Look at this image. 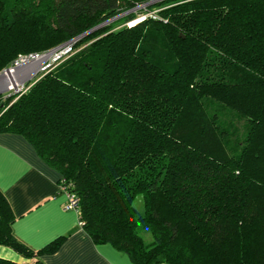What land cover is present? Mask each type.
Masks as SVG:
<instances>
[{
    "label": "trees",
    "instance_id": "obj_1",
    "mask_svg": "<svg viewBox=\"0 0 264 264\" xmlns=\"http://www.w3.org/2000/svg\"><path fill=\"white\" fill-rule=\"evenodd\" d=\"M147 1L0 0V71L73 42L0 108V133L24 136L93 241L133 264H264V0H159L127 25ZM17 218L0 188V245L24 258L0 264H46L67 236L31 248Z\"/></svg>",
    "mask_w": 264,
    "mask_h": 264
},
{
    "label": "crops",
    "instance_id": "obj_2",
    "mask_svg": "<svg viewBox=\"0 0 264 264\" xmlns=\"http://www.w3.org/2000/svg\"><path fill=\"white\" fill-rule=\"evenodd\" d=\"M60 177L24 136L0 133V188L18 216L13 230L22 242L40 249L66 235L56 252L40 256L46 264H133L111 244H96L78 212L65 209L67 196L60 192ZM0 256L24 260L3 245Z\"/></svg>",
    "mask_w": 264,
    "mask_h": 264
},
{
    "label": "built area",
    "instance_id": "obj_3",
    "mask_svg": "<svg viewBox=\"0 0 264 264\" xmlns=\"http://www.w3.org/2000/svg\"><path fill=\"white\" fill-rule=\"evenodd\" d=\"M156 1L157 0L147 1L145 3H142V4L137 5L132 10H130V11H137V8H139L142 5H144V7H145V9L143 10L142 13H140L135 19L128 21L126 24L130 26V25H132V24H134V23H136V22H138L140 20L145 19L148 16H154L155 17L161 8H157L156 7L154 9H149V6L152 3H155ZM130 11H128V12H130ZM128 12H125V13H123L121 15L115 16V17L111 18L110 20H108L107 22L116 20V19H118L122 15H125ZM141 15L143 16L142 19L139 18V16H141ZM72 43H73L72 41H69V42H67V43H65V44H63V45H61V46H59L57 48L52 49L49 52H51V54H52V51H55V50H57L59 48L62 49L61 51L58 50L57 51L58 54H56L55 60H59L64 54H68L72 50V46H73ZM49 52H46V53H49ZM38 55H41V54L40 53H34V54H29V55H20L19 58L10 67H8L5 70V72L7 70L16 68L19 64H22L25 61H29V60H31L32 58H34L35 56H38ZM1 75H0V93L1 94L6 93L7 96L13 95L11 93V91L15 87L14 86L13 87H9L8 84H7L8 81L6 79L2 78ZM9 80L11 82L13 81L14 83H16V81H17L14 76L11 77ZM23 86H24V84L22 85V87ZM19 89L21 90L22 88H19ZM18 91H17V93H18ZM59 187H60V192L64 193L67 196V201H66V204H65V209L66 210H73V211L78 212V214H80V197L77 194H75L74 192H72L70 190V184L67 183L66 178H64V177H61L60 178Z\"/></svg>",
    "mask_w": 264,
    "mask_h": 264
},
{
    "label": "rangeland",
    "instance_id": "obj_4",
    "mask_svg": "<svg viewBox=\"0 0 264 264\" xmlns=\"http://www.w3.org/2000/svg\"><path fill=\"white\" fill-rule=\"evenodd\" d=\"M157 1H159V0H157ZM144 9H145V7H144V5H142L139 8H137V11L144 10ZM142 17H143L142 15L139 16V18H141V19H142ZM118 19H120V18H118ZM118 19L110 21V22H106L105 24H110L112 22H117ZM121 26H123V24L119 25V27H121ZM54 48H55V46H54ZM52 49H50L49 51H51ZM58 50L61 51L62 49L59 48V49H57L55 51H52V54L50 55V57L47 60H45L44 62H42V63H40L38 65V67H37L38 71L36 73H34L32 76H30V77L26 78L25 80H23V82L21 84L17 85L11 91V93L14 95L12 97V99L9 102H5V104L2 107H0V108H5L6 109L7 107H9L13 102H15L19 98V96L22 93H24L27 89H29L36 82V80H38L47 70H49L54 64H56L59 60H62L65 56H67L72 51L71 50L68 54H64L59 60H55L56 54H58V52H57ZM49 51H47V52H49ZM44 54H47V53L46 52L41 53V55H44ZM38 56H40V55H38ZM25 62H27V61H25ZM6 69L7 68L2 69L0 71V75L2 73H4ZM25 69L26 68H23V70H25ZM23 70H21L20 72H22ZM31 71L33 72V69ZM23 84H24V86L22 87ZM19 88H22V89L20 90ZM17 91H18V93H17ZM0 95H1V93H0ZM2 103H4V102L3 101L1 102V100H0V104L1 105H2ZM134 205H135L136 209L141 214H143L145 212L144 197H143L142 194L137 195V197L135 198V201H134ZM142 235H143V237H144L146 242H150L152 240V235H151V232H150L149 229L144 230L142 232Z\"/></svg>",
    "mask_w": 264,
    "mask_h": 264
},
{
    "label": "bare ground",
    "instance_id": "obj_5",
    "mask_svg": "<svg viewBox=\"0 0 264 264\" xmlns=\"http://www.w3.org/2000/svg\"><path fill=\"white\" fill-rule=\"evenodd\" d=\"M50 55H51V52L44 54V55L35 56L34 59L32 58V60L19 64L16 68L7 70L1 75V77L8 81L7 84L9 87H13V86L16 87L17 85L21 84L23 80L32 76L34 73H36L38 71L37 70L38 65L44 62L45 60H47L50 57ZM23 68H26V69L23 70ZM32 69H33V72L31 71ZM21 70L23 71L20 72ZM13 76L17 80L16 83H14L13 81L11 82L9 80Z\"/></svg>",
    "mask_w": 264,
    "mask_h": 264
},
{
    "label": "water",
    "instance_id": "obj_6",
    "mask_svg": "<svg viewBox=\"0 0 264 264\" xmlns=\"http://www.w3.org/2000/svg\"><path fill=\"white\" fill-rule=\"evenodd\" d=\"M90 31H92V30H90ZM90 31H89V32H90Z\"/></svg>",
    "mask_w": 264,
    "mask_h": 264
}]
</instances>
